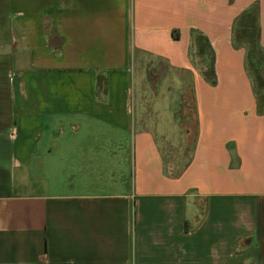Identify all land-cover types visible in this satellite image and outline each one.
Listing matches in <instances>:
<instances>
[{"label":"crops","instance_id":"obj_1","mask_svg":"<svg viewBox=\"0 0 264 264\" xmlns=\"http://www.w3.org/2000/svg\"><path fill=\"white\" fill-rule=\"evenodd\" d=\"M1 3L0 264H264V84L232 41L248 8L264 47V0ZM136 70L184 76L174 162L134 115Z\"/></svg>","mask_w":264,"mask_h":264},{"label":"rangeland","instance_id":"obj_2","mask_svg":"<svg viewBox=\"0 0 264 264\" xmlns=\"http://www.w3.org/2000/svg\"><path fill=\"white\" fill-rule=\"evenodd\" d=\"M4 4L0 0V36L3 34L4 24L9 11L5 9ZM13 13V12H12ZM4 44L0 45V51H3ZM246 71L253 81L256 89V97L262 98L261 88L257 82L259 78L255 77L253 69L246 61ZM262 68L260 72L262 74ZM0 70H4V62L0 59ZM205 70V68H204ZM202 70V74L204 73ZM152 75L146 74L143 70H136V79L133 89L135 116L139 118L144 114L146 127L154 131L160 146L162 147L166 161H175L181 157V146L185 140L190 143V138L193 133V113L191 108V96L189 91H179L180 83L176 80L178 77L182 79L184 76L178 72L169 70H148ZM163 73V74H162ZM162 75V76H161ZM204 75V74H203ZM166 77L164 84L159 81ZM159 80V81H158ZM157 81L159 83L158 90H152L151 84ZM167 82V83H166ZM167 86H166V84ZM161 85V86H160ZM177 89V90H175ZM173 111L174 120L170 112ZM175 105V106H174ZM166 116V117H165ZM170 116V117H169ZM176 118V119H175ZM177 121V122H176ZM183 148V146H182Z\"/></svg>","mask_w":264,"mask_h":264},{"label":"trees","instance_id":"obj_3","mask_svg":"<svg viewBox=\"0 0 264 264\" xmlns=\"http://www.w3.org/2000/svg\"><path fill=\"white\" fill-rule=\"evenodd\" d=\"M232 36L233 43L244 48L247 63L253 69L255 77L260 79L257 85L258 87H262L264 84V75L263 71L261 74L260 69L264 66V47L259 43L256 15L252 9H244L238 14L232 27ZM196 41L197 50L203 53L206 61L203 76L208 82L212 83L215 81L212 66V51L205 37L201 34L196 36ZM255 93L257 92L255 91Z\"/></svg>","mask_w":264,"mask_h":264}]
</instances>
